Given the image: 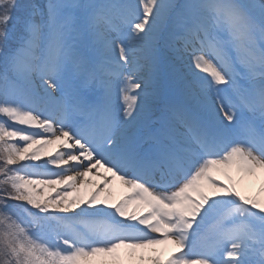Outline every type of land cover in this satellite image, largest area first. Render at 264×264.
<instances>
[{"label":"snow or ice","instance_id":"6c2138e0","mask_svg":"<svg viewBox=\"0 0 264 264\" xmlns=\"http://www.w3.org/2000/svg\"><path fill=\"white\" fill-rule=\"evenodd\" d=\"M261 195L264 0H0V264H264Z\"/></svg>","mask_w":264,"mask_h":264},{"label":"rangeland","instance_id":"374dc122","mask_svg":"<svg viewBox=\"0 0 264 264\" xmlns=\"http://www.w3.org/2000/svg\"><path fill=\"white\" fill-rule=\"evenodd\" d=\"M17 2L19 3V0H17ZM54 150V148L51 146L50 148H49V151H53ZM121 183V182H120ZM226 183H228V181L226 182ZM252 183V184H251ZM245 184L246 185H250V187L248 188V187H245L246 188V192L244 191V193L246 194V195H254V191H255V189L257 190L256 192H257V194L258 195H260L259 194V189L257 188L258 187V183L256 182H253V181H251V180H248V181H245L244 183H243V185L245 186ZM122 183H121V192H120V195H118V194H116V196H115V193L114 192H112V193H110V192H106L105 193V191H102L101 192V195H100V198L101 199H104L105 197H109L110 198V200H111V202H116V201H118V200H120V199H122V198H124V197H126V196H128V195H130L131 194V192H132V190L129 188V187H126V186H124L123 185V188H122ZM208 192H209V195L211 194V190L210 189H206ZM50 192V189H48V188H46L45 187V189H44V193L45 194H48ZM92 191L90 190V187L87 185V186H85V187H83V188H81V190H80V192L78 193V195H80L81 197H83V198H87L88 197V195L91 193ZM252 193V194H251ZM109 194H110V196H109ZM77 195V193H72V195H70L69 196V199H72L74 196H76ZM261 199L262 200H264V195H261ZM134 207V206H133ZM130 210H131V208H130ZM209 224H211V221H209ZM157 249H158V251L159 252H161L162 254H163V256H162V258H166L167 257V255L169 254V253H171L172 251H174L175 250V246L174 245H172V244H165V245H159V246H157ZM146 264H147V262H146Z\"/></svg>","mask_w":264,"mask_h":264},{"label":"bare ground","instance_id":"6f19581e","mask_svg":"<svg viewBox=\"0 0 264 264\" xmlns=\"http://www.w3.org/2000/svg\"><path fill=\"white\" fill-rule=\"evenodd\" d=\"M99 171H100L101 174H104V175H110V174L105 173V171L103 170V168H101ZM218 177H221V179H224V178H225V176H224L222 173H218ZM90 179H91L95 184H102V179H101L100 176H96V175H92V174H90ZM108 186H109V187H107V189L110 188L109 191H113V190L118 189V188L121 186V183H120L119 180H115V181H112ZM107 189H106V190H107ZM90 190H91V191L94 190V188H93V186H91V184H90Z\"/></svg>","mask_w":264,"mask_h":264}]
</instances>
